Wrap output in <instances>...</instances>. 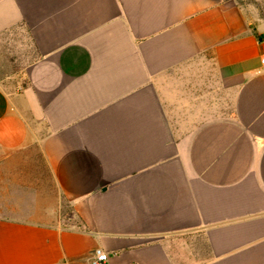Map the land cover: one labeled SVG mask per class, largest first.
Segmentation results:
<instances>
[{
	"label": "crops",
	"instance_id": "obj_1",
	"mask_svg": "<svg viewBox=\"0 0 264 264\" xmlns=\"http://www.w3.org/2000/svg\"><path fill=\"white\" fill-rule=\"evenodd\" d=\"M7 35L0 264H264V0H0Z\"/></svg>",
	"mask_w": 264,
	"mask_h": 264
},
{
	"label": "rangeland",
	"instance_id": "obj_2",
	"mask_svg": "<svg viewBox=\"0 0 264 264\" xmlns=\"http://www.w3.org/2000/svg\"><path fill=\"white\" fill-rule=\"evenodd\" d=\"M20 38L7 35L0 38V82L10 83L31 59L26 49H22ZM1 189V188H0ZM199 245V244H198ZM200 247V246H199Z\"/></svg>",
	"mask_w": 264,
	"mask_h": 264
},
{
	"label": "built area",
	"instance_id": "obj_3",
	"mask_svg": "<svg viewBox=\"0 0 264 264\" xmlns=\"http://www.w3.org/2000/svg\"><path fill=\"white\" fill-rule=\"evenodd\" d=\"M264 63V56L262 57ZM109 253L102 247L93 250L89 256L90 264H109Z\"/></svg>",
	"mask_w": 264,
	"mask_h": 264
}]
</instances>
